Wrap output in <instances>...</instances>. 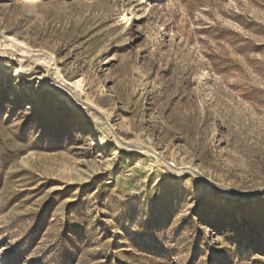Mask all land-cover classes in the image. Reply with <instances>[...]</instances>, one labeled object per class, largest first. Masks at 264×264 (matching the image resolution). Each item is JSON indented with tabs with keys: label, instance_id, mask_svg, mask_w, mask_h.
Returning <instances> with one entry per match:
<instances>
[{
	"label": "rangeland",
	"instance_id": "rangeland-1",
	"mask_svg": "<svg viewBox=\"0 0 264 264\" xmlns=\"http://www.w3.org/2000/svg\"><path fill=\"white\" fill-rule=\"evenodd\" d=\"M0 264H264V0H0Z\"/></svg>",
	"mask_w": 264,
	"mask_h": 264
},
{
	"label": "bare ground",
	"instance_id": "bare-ground-1",
	"mask_svg": "<svg viewBox=\"0 0 264 264\" xmlns=\"http://www.w3.org/2000/svg\"><path fill=\"white\" fill-rule=\"evenodd\" d=\"M4 42L6 44H4V47L7 48L10 46L9 43H13V42H16L13 38H10V39H4ZM54 79L56 80V83H63V79L61 78L59 72L55 69L54 70ZM81 84H82V81L80 80H75L73 82H64V87L68 90H78L80 95L83 94V90L81 89Z\"/></svg>",
	"mask_w": 264,
	"mask_h": 264
}]
</instances>
